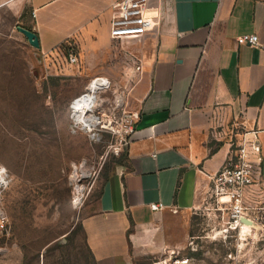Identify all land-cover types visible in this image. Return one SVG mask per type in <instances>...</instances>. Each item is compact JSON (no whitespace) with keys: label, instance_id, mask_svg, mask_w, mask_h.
I'll return each instance as SVG.
<instances>
[{"label":"crops","instance_id":"obj_1","mask_svg":"<svg viewBox=\"0 0 264 264\" xmlns=\"http://www.w3.org/2000/svg\"><path fill=\"white\" fill-rule=\"evenodd\" d=\"M116 1L0 0V14L14 19L7 31L27 41L17 26L34 30L43 59L70 40L77 57L98 61L102 52L135 76L124 161L101 179L93 208L81 209L97 264H132L136 248L184 245L189 213L209 202L211 176L228 155L227 144H211L217 124L257 130L264 192V50L237 38L255 32L264 41V0H165L158 25L128 40L110 36ZM152 202L165 206L153 211Z\"/></svg>","mask_w":264,"mask_h":264},{"label":"rangeland","instance_id":"obj_2","mask_svg":"<svg viewBox=\"0 0 264 264\" xmlns=\"http://www.w3.org/2000/svg\"><path fill=\"white\" fill-rule=\"evenodd\" d=\"M13 20L7 10L0 14V165L7 169L0 193L6 216V227H0V264H97L85 241L81 209L96 199L101 179L124 161L122 137L135 76L120 72L102 52L98 61L90 55L70 62V53H79L70 40L43 59L19 32L7 31ZM93 83L101 87L90 89ZM82 109L108 119L110 126L80 127L73 113ZM243 130L217 124L211 128V144H227L228 157ZM82 165L89 174L73 181ZM76 188L83 193L77 206L72 203ZM244 205V217L252 222L247 231L241 230L242 220L230 223L226 204L218 206L210 197L189 213L183 246L166 253L136 248L132 264H153L160 253L188 257L189 264H264L259 182L246 187Z\"/></svg>","mask_w":264,"mask_h":264},{"label":"built area","instance_id":"obj_3","mask_svg":"<svg viewBox=\"0 0 264 264\" xmlns=\"http://www.w3.org/2000/svg\"><path fill=\"white\" fill-rule=\"evenodd\" d=\"M156 1L155 6L154 2ZM165 0H118L113 3V13L110 19V36L113 39L128 40L131 38H139L143 33L154 29L160 19L161 9ZM158 3V4H157ZM238 40L251 46H257L264 50V41L258 34L243 33L239 35ZM78 59L75 52H71L69 56L70 62ZM136 69L140 68V59L133 55ZM74 101V100H73ZM99 120V127L108 128L111 121L104 119L101 115L94 114ZM135 112L128 114L129 125L125 129V135L122 137L123 144L126 145L130 135L134 131L133 118L136 117ZM107 123L104 127L103 123ZM74 123H78L74 119ZM96 126V125H95ZM93 126L92 128H94ZM91 128V129H92ZM261 147L258 140L257 130H243L237 134L236 147L233 152L226 157L221 167L211 176V185L209 188L210 197H214L216 203L226 204V208L230 211V223L234 226L240 223L241 217L245 216L244 197L246 187L256 183H260L261 175ZM7 169L0 165V193L1 187L5 183ZM82 190L76 188L72 195V203L77 206L82 200ZM162 202L150 203L153 211L164 208ZM0 227H6V216L0 209ZM40 264H44L41 262ZM153 264H189V258L185 256H164L154 260Z\"/></svg>","mask_w":264,"mask_h":264},{"label":"bare ground","instance_id":"obj_4","mask_svg":"<svg viewBox=\"0 0 264 264\" xmlns=\"http://www.w3.org/2000/svg\"><path fill=\"white\" fill-rule=\"evenodd\" d=\"M100 87H101L100 83H93L90 86V89L97 90ZM90 105L92 106V103ZM87 112L88 111H85L84 109H82V110H78V111L73 113V117H74L75 121L79 123V126L83 128V127H86L88 124H91L92 127L97 125V123L99 124L98 118L95 115L91 114L92 112L91 113H87ZM103 124H104V127H106L107 123L105 122ZM108 124L110 125V123H108ZM88 174H89L88 169H85L84 166L82 165V167L80 169V173H78L77 175L76 174L72 175V180L76 181L77 179H79V175L80 176H85V175H88ZM250 224H252V222L250 220H245V219L242 220V222L240 223L241 230L243 232L247 231L250 228Z\"/></svg>","mask_w":264,"mask_h":264},{"label":"water","instance_id":"obj_5","mask_svg":"<svg viewBox=\"0 0 264 264\" xmlns=\"http://www.w3.org/2000/svg\"><path fill=\"white\" fill-rule=\"evenodd\" d=\"M17 28L19 29V31H21L25 35V37L27 38V41L32 46H34L36 48H39V46H40L39 45V38H38V36H37V34H36V32L34 30L28 29V28H26L24 26H21V25H18ZM241 218H242V220H244V219L245 220H249V219H247L245 217H241Z\"/></svg>","mask_w":264,"mask_h":264},{"label":"trees","instance_id":"obj_6","mask_svg":"<svg viewBox=\"0 0 264 264\" xmlns=\"http://www.w3.org/2000/svg\"><path fill=\"white\" fill-rule=\"evenodd\" d=\"M126 150V149H125Z\"/></svg>","mask_w":264,"mask_h":264}]
</instances>
